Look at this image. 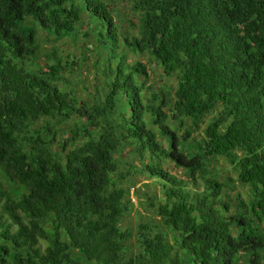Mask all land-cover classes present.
I'll use <instances>...</instances> for the list:
<instances>
[{
	"label": "trees",
	"instance_id": "obj_1",
	"mask_svg": "<svg viewBox=\"0 0 264 264\" xmlns=\"http://www.w3.org/2000/svg\"><path fill=\"white\" fill-rule=\"evenodd\" d=\"M129 4L134 37L115 0H0V264H264V0ZM85 24L80 59L44 46ZM91 52L87 97L67 74ZM219 160L248 200L226 199ZM135 172L166 180L136 232Z\"/></svg>",
	"mask_w": 264,
	"mask_h": 264
},
{
	"label": "rangeland",
	"instance_id": "obj_2",
	"mask_svg": "<svg viewBox=\"0 0 264 264\" xmlns=\"http://www.w3.org/2000/svg\"><path fill=\"white\" fill-rule=\"evenodd\" d=\"M115 7L116 10L114 12L115 19L117 23L120 24V35L123 37L124 34H128L131 37H134L138 33V28L136 27V24L138 23L137 15L135 12L132 11L131 6L129 4V0H115ZM120 15V16H119ZM133 22H130V21ZM87 24V23H86ZM84 25L81 32L78 33V41H74L73 38L68 37L64 40H62L59 43H55L54 41H50V43H45L44 46L51 50L53 46L58 45L59 51L58 53L66 54L71 59H73V56H76L77 59H80L82 55V46L80 42L84 39L83 37V31L90 29L88 25ZM42 36L43 33L41 32ZM91 39H93L91 37ZM122 39V38H121ZM54 42V43H53ZM88 59L84 64L82 65L81 69H79L78 72L75 73H68V77L71 79L73 88L77 90L83 91L85 96L88 97L90 92H93L94 89L100 85L105 84L104 79V66L100 64L99 68L95 67V56H93L92 52L87 55ZM137 59H141L143 61H146V59L139 57L136 54L129 53L127 56V62L133 63ZM103 62V60H102ZM79 63V62H78ZM75 68H78V65H75ZM98 69V70H97ZM82 73V74H81ZM153 74V81L156 83L157 86L161 85L163 87H172V91H174L173 87L176 86V78L174 76H167L163 73L161 68H156L152 72ZM211 115L207 119V122L209 121ZM207 122L203 125L206 126ZM201 130L196 132L195 134H200ZM125 159L130 162L128 167L131 168L133 165V158L126 156ZM165 169L167 171H170L172 174L176 175L177 177H181L183 179H188L187 173L183 168L176 167L172 162H168L164 165ZM213 170H217L221 181H226V177H231L230 183H234V186H227L224 187L225 192H227L226 199L231 202V205H236L237 203V196L240 194L243 199L248 200V195L246 191L249 189L247 186H242L240 182L237 180L236 173L234 172L233 166L224 160H219L214 165H212ZM132 179L135 182V186L131 190V197L132 201L134 203V206L131 210V213L126 216V219L124 221V226H127L131 228L134 232L137 231L138 227L142 223H148L152 224L150 222V218H152V215H150V212H152V208L149 209V206L146 204V201L149 202L150 198V189L154 187L155 190H157V194L161 195L162 191V181L166 180H160L156 181V177L154 178H147L146 175L139 174L135 172L132 175ZM149 184V186H147ZM250 187V186H249ZM251 188V187H250ZM153 213V212H152ZM150 215V216H148ZM40 245L42 248L46 247V242L41 241ZM77 260H80V264H87V261L85 259H80L78 255Z\"/></svg>",
	"mask_w": 264,
	"mask_h": 264
}]
</instances>
